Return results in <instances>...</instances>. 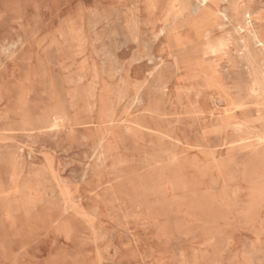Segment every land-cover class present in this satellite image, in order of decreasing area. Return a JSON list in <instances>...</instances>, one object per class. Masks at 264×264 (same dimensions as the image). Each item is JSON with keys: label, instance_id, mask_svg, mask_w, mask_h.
Returning a JSON list of instances; mask_svg holds the SVG:
<instances>
[{"label": "rangeland", "instance_id": "1", "mask_svg": "<svg viewBox=\"0 0 264 264\" xmlns=\"http://www.w3.org/2000/svg\"><path fill=\"white\" fill-rule=\"evenodd\" d=\"M0 264H264V0H0Z\"/></svg>", "mask_w": 264, "mask_h": 264}, {"label": "bare ground", "instance_id": "2", "mask_svg": "<svg viewBox=\"0 0 264 264\" xmlns=\"http://www.w3.org/2000/svg\"><path fill=\"white\" fill-rule=\"evenodd\" d=\"M195 5H197V4H195ZM222 14V13H221ZM222 15H224V14H222ZM243 17V16H242ZM181 19V18H180ZM223 20H225V19H223ZM174 22H175V20H174ZM249 22V21H248ZM229 23V22H228ZM239 25H240V23H239ZM172 26V25H171ZM238 26V25H237ZM181 28V27H180ZM241 28V27H240ZM183 29V28H182ZM235 30V29H234ZM245 30V29H244ZM249 35H251V34H249ZM253 35V34H252ZM255 36V35H254ZM254 36H252V37H254ZM256 38V37H255ZM242 41V40H241ZM240 41V42H241ZM63 42V41H62ZM258 42H260V43H262L263 44V42H262V40L260 39V38H258ZM259 43V44H260ZM240 44V43H239ZM256 45V44H255ZM9 49V48H8ZM243 54V53H242ZM249 60V59H248ZM148 62V61H147ZM149 77V76H148ZM249 77V76H248ZM255 85L257 86L258 85V82H256L255 83ZM213 94V93H212ZM219 97V96H218ZM207 99V98H206ZM207 101H208V99H207ZM225 102V101H224ZM225 113V112H224ZM134 125V124H133ZM257 130V129H256ZM214 132V131H213ZM255 135V134H254ZM249 137V136H248ZM254 137V136H253ZM233 139V138H232ZM113 252V251H112Z\"/></svg>", "mask_w": 264, "mask_h": 264}]
</instances>
